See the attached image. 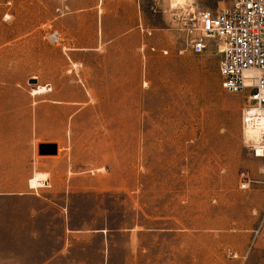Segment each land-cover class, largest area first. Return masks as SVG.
Listing matches in <instances>:
<instances>
[{
	"label": "rangeland",
	"instance_id": "obj_1",
	"mask_svg": "<svg viewBox=\"0 0 264 264\" xmlns=\"http://www.w3.org/2000/svg\"><path fill=\"white\" fill-rule=\"evenodd\" d=\"M229 6L0 0V264H264L244 96L184 30Z\"/></svg>",
	"mask_w": 264,
	"mask_h": 264
},
{
	"label": "built area",
	"instance_id": "obj_2",
	"mask_svg": "<svg viewBox=\"0 0 264 264\" xmlns=\"http://www.w3.org/2000/svg\"><path fill=\"white\" fill-rule=\"evenodd\" d=\"M231 6L202 9L185 23L187 44L194 53L215 43L222 59L221 87L241 94V132L246 148L264 158V0H230ZM248 186L245 181L243 189Z\"/></svg>",
	"mask_w": 264,
	"mask_h": 264
},
{
	"label": "bare ground",
	"instance_id": "obj_3",
	"mask_svg": "<svg viewBox=\"0 0 264 264\" xmlns=\"http://www.w3.org/2000/svg\"><path fill=\"white\" fill-rule=\"evenodd\" d=\"M41 177L39 176V177H34L33 179H31L30 182H29L30 188L35 189V188H38V187H42L44 180Z\"/></svg>",
	"mask_w": 264,
	"mask_h": 264
},
{
	"label": "water",
	"instance_id": "obj_4",
	"mask_svg": "<svg viewBox=\"0 0 264 264\" xmlns=\"http://www.w3.org/2000/svg\"><path fill=\"white\" fill-rule=\"evenodd\" d=\"M29 82L31 84H37L38 83V81L36 79H30ZM54 152L56 153V147H54ZM42 154H43V152H42Z\"/></svg>",
	"mask_w": 264,
	"mask_h": 264
},
{
	"label": "crops",
	"instance_id": "obj_5",
	"mask_svg": "<svg viewBox=\"0 0 264 264\" xmlns=\"http://www.w3.org/2000/svg\"><path fill=\"white\" fill-rule=\"evenodd\" d=\"M31 179H29L28 181L30 182ZM15 193H3V195H14Z\"/></svg>",
	"mask_w": 264,
	"mask_h": 264
}]
</instances>
